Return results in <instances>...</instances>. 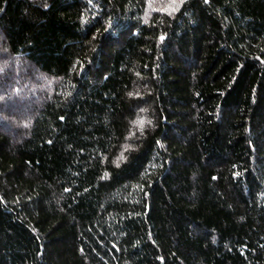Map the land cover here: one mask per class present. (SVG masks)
<instances>
[{
	"label": "trees",
	"instance_id": "1",
	"mask_svg": "<svg viewBox=\"0 0 264 264\" xmlns=\"http://www.w3.org/2000/svg\"><path fill=\"white\" fill-rule=\"evenodd\" d=\"M177 3L0 0V264H264V0Z\"/></svg>",
	"mask_w": 264,
	"mask_h": 264
},
{
	"label": "snow or ice",
	"instance_id": "2",
	"mask_svg": "<svg viewBox=\"0 0 264 264\" xmlns=\"http://www.w3.org/2000/svg\"><path fill=\"white\" fill-rule=\"evenodd\" d=\"M179 3L182 4L183 3V0H179ZM172 5H175V7H172L171 5L169 6V9H164L165 11H169V14H171V11H175L177 10V8L179 7V4L177 3V0H172ZM3 67H0V72H3ZM3 97L0 96V100H2ZM141 128H143V125H144V121L143 120H140L137 122Z\"/></svg>",
	"mask_w": 264,
	"mask_h": 264
}]
</instances>
